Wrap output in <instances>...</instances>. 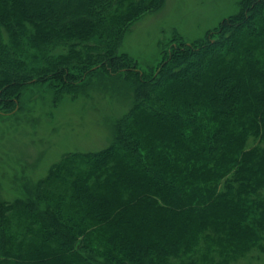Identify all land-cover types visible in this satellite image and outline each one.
I'll return each instance as SVG.
<instances>
[{
  "label": "trees",
  "instance_id": "trees-1",
  "mask_svg": "<svg viewBox=\"0 0 264 264\" xmlns=\"http://www.w3.org/2000/svg\"><path fill=\"white\" fill-rule=\"evenodd\" d=\"M165 1L0 0L1 116L45 86L57 102L132 99L108 147L0 197V264H202L206 248L217 264L264 260V0L138 70L124 39Z\"/></svg>",
  "mask_w": 264,
  "mask_h": 264
},
{
  "label": "rangeland",
  "instance_id": "rangeland-1",
  "mask_svg": "<svg viewBox=\"0 0 264 264\" xmlns=\"http://www.w3.org/2000/svg\"><path fill=\"white\" fill-rule=\"evenodd\" d=\"M243 9V0H166L161 9L145 14L132 26L121 52L131 57L136 69L149 71L162 62L173 39L208 41L217 37L225 19L240 15ZM263 11L261 7L259 15ZM243 31L240 27L239 33ZM196 69L195 63L176 78L184 79ZM44 89L30 93L13 115H0V197L5 200L24 197L28 184L46 177L65 154L108 147L116 121L132 105L131 98L112 89L107 93L89 90L59 102L54 92ZM209 253L208 248L202 252V264H217L221 257L214 260ZM258 255L254 251L232 264H264Z\"/></svg>",
  "mask_w": 264,
  "mask_h": 264
}]
</instances>
